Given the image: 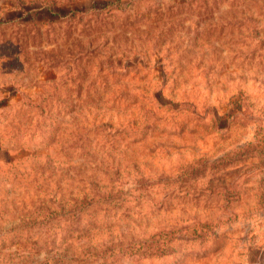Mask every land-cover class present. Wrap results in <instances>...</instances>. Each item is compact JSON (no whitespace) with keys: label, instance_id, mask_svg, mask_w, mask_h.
I'll use <instances>...</instances> for the list:
<instances>
[{"label":"rangeland","instance_id":"1","mask_svg":"<svg viewBox=\"0 0 264 264\" xmlns=\"http://www.w3.org/2000/svg\"><path fill=\"white\" fill-rule=\"evenodd\" d=\"M0 264H264V0H0Z\"/></svg>","mask_w":264,"mask_h":264}]
</instances>
